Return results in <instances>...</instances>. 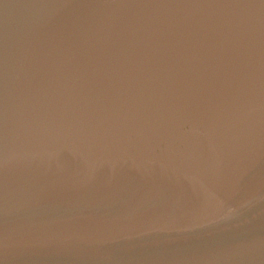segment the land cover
Here are the masks:
<instances>
[{
    "label": "water",
    "instance_id": "obj_1",
    "mask_svg": "<svg viewBox=\"0 0 264 264\" xmlns=\"http://www.w3.org/2000/svg\"><path fill=\"white\" fill-rule=\"evenodd\" d=\"M0 264H264V0H0Z\"/></svg>",
    "mask_w": 264,
    "mask_h": 264
}]
</instances>
